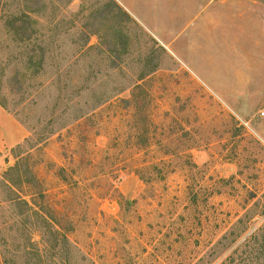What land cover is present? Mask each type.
Segmentation results:
<instances>
[{"label":"rangeland","instance_id":"rangeland-1","mask_svg":"<svg viewBox=\"0 0 264 264\" xmlns=\"http://www.w3.org/2000/svg\"><path fill=\"white\" fill-rule=\"evenodd\" d=\"M0 101V264H264V0H0Z\"/></svg>","mask_w":264,"mask_h":264},{"label":"trees","instance_id":"trees-1","mask_svg":"<svg viewBox=\"0 0 264 264\" xmlns=\"http://www.w3.org/2000/svg\"><path fill=\"white\" fill-rule=\"evenodd\" d=\"M7 17V19H14V16H11V15H9V16H6ZM27 18H28V20H30V17L29 16H27ZM15 21H17V19H15ZM15 25V24H14ZM31 27V25H29V27L28 28H24V29H26V30H28L29 28ZM12 30H10V32H11ZM28 39H30V36H28ZM31 61H32V57H30L29 59H28V62H27V67H28V65L31 63ZM0 105L2 106V107H4L5 108V106L2 104V102L0 101ZM16 166L15 167H12V168H10V173H13V172H15L16 171ZM3 187L4 188H6L7 190H8V192L9 193H11L14 197L13 198H10L9 200H6V203H11V204H22V205H25V206H27L28 208H29V210L32 212L33 210H32V208H30V205H29V203L28 202H26L25 200H22V198L17 194V192H18V184L16 183V182H14L12 179H10L7 175H5L4 176V181H3ZM52 227V224H51V222L49 221V219H48V227ZM54 229V228H53ZM50 234H51V238H52V240H53V242H55V248L57 247V246H60L61 244H67V246H69L70 245V242H69V239H68V237L67 236H65L63 233H61L58 229H55V230H53V231H51L50 232ZM60 244V245H59ZM48 247L50 248V249H52L51 248V244H50V246L48 245ZM257 259V258H256ZM254 259H252V261H253ZM231 263H235L234 261H232Z\"/></svg>","mask_w":264,"mask_h":264},{"label":"crops","instance_id":"crops-1","mask_svg":"<svg viewBox=\"0 0 264 264\" xmlns=\"http://www.w3.org/2000/svg\"><path fill=\"white\" fill-rule=\"evenodd\" d=\"M22 133V130L14 128L11 118H9L5 114L4 110L0 107V143L2 142V136L3 138L7 137L8 139H13L17 136H21L16 140V142L18 143L24 137Z\"/></svg>","mask_w":264,"mask_h":264}]
</instances>
